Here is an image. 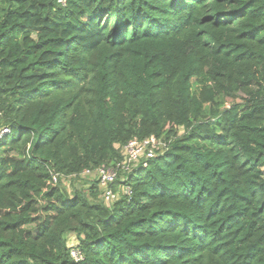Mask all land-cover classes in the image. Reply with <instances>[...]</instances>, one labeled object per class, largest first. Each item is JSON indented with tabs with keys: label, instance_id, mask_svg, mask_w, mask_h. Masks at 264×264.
<instances>
[{
	"label": "trees",
	"instance_id": "16d2710c",
	"mask_svg": "<svg viewBox=\"0 0 264 264\" xmlns=\"http://www.w3.org/2000/svg\"><path fill=\"white\" fill-rule=\"evenodd\" d=\"M0 125V264H264V0H0Z\"/></svg>",
	"mask_w": 264,
	"mask_h": 264
},
{
	"label": "built area",
	"instance_id": "2783aa9c",
	"mask_svg": "<svg viewBox=\"0 0 264 264\" xmlns=\"http://www.w3.org/2000/svg\"><path fill=\"white\" fill-rule=\"evenodd\" d=\"M11 133L12 129L9 126L0 125V143L5 141ZM167 147L168 144L162 139L154 136L144 140L134 138L123 147L116 146L120 151V161L109 166H101L94 170H85L79 174V176H73L67 180L78 177L82 179L90 178L92 181L97 182L100 199L106 206H109L119 200L121 196H126L128 198L131 196V190L127 186H118L117 189L114 190L118 177H123L121 182L127 181V178L131 176L140 165L146 167L148 160L154 159L159 154H162L167 150ZM57 181L56 174H53L52 182L57 184ZM69 256L75 263L84 260V256L78 248L77 241H73V244L69 246Z\"/></svg>",
	"mask_w": 264,
	"mask_h": 264
},
{
	"label": "rangeland",
	"instance_id": "374dc122",
	"mask_svg": "<svg viewBox=\"0 0 264 264\" xmlns=\"http://www.w3.org/2000/svg\"><path fill=\"white\" fill-rule=\"evenodd\" d=\"M33 37L35 38V34L33 33ZM179 133L180 135L184 133L183 129L180 128L179 129ZM11 135L8 136V138L10 139ZM91 179L90 178H87V179H75V180H66L64 181V185L68 186L66 187V189L68 188V192H72L74 190V188L76 189H86L89 187V183L92 181H90ZM75 236L73 234H68L66 236V241L68 243V245H71L73 244V240H74Z\"/></svg>",
	"mask_w": 264,
	"mask_h": 264
},
{
	"label": "crops",
	"instance_id": "0c3cea01",
	"mask_svg": "<svg viewBox=\"0 0 264 264\" xmlns=\"http://www.w3.org/2000/svg\"><path fill=\"white\" fill-rule=\"evenodd\" d=\"M73 241H77L75 238H74V240Z\"/></svg>",
	"mask_w": 264,
	"mask_h": 264
}]
</instances>
